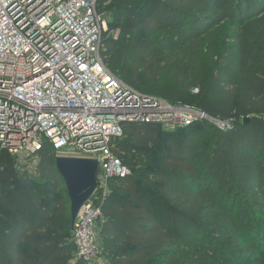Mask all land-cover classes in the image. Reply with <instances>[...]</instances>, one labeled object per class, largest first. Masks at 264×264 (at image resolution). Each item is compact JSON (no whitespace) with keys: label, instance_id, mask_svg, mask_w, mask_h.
<instances>
[{"label":"trees","instance_id":"1","mask_svg":"<svg viewBox=\"0 0 264 264\" xmlns=\"http://www.w3.org/2000/svg\"><path fill=\"white\" fill-rule=\"evenodd\" d=\"M98 8L109 16L102 58L117 77L232 120L223 130L124 123L113 151L131 174L111 180L103 252L111 264H264V0ZM39 154L37 182L0 153V264H82L56 151L47 142Z\"/></svg>","mask_w":264,"mask_h":264},{"label":"built area","instance_id":"2","mask_svg":"<svg viewBox=\"0 0 264 264\" xmlns=\"http://www.w3.org/2000/svg\"><path fill=\"white\" fill-rule=\"evenodd\" d=\"M99 2L0 0V153L26 169L22 158L37 164L48 142L57 157L100 162L99 185L73 230L82 264H107L99 241L103 205L112 178L131 174L113 151L124 123L170 130L195 122L232 126V120L140 92L117 77L102 58L107 21Z\"/></svg>","mask_w":264,"mask_h":264},{"label":"water","instance_id":"3","mask_svg":"<svg viewBox=\"0 0 264 264\" xmlns=\"http://www.w3.org/2000/svg\"><path fill=\"white\" fill-rule=\"evenodd\" d=\"M56 168L64 179L69 193L71 228L74 230L81 208L94 195L99 185L100 162L98 159L57 157Z\"/></svg>","mask_w":264,"mask_h":264},{"label":"rangeland","instance_id":"4","mask_svg":"<svg viewBox=\"0 0 264 264\" xmlns=\"http://www.w3.org/2000/svg\"><path fill=\"white\" fill-rule=\"evenodd\" d=\"M108 20H109V16H108V19H106V21H107V25H106V30L104 31V33L108 30V26H109V25H108ZM220 43H221V40H219V42H217V43L215 44V49L218 48V46H219ZM208 46H210V44H209ZM164 65H165V62H164V61L161 62V66H164ZM119 66L123 67V64L119 63ZM124 68H125V67H124ZM148 85H149L150 87H156V86H157V83H152V84H148ZM148 90H149V93H154V92H153V89H148ZM175 104L180 105V106H188V107L192 108L193 110H198V111H200L195 105H192V104L187 103V102H184V101H178V102L175 103ZM195 123H199V122H195ZM202 123H203V122H202ZM164 129L167 130L166 127H164ZM177 129H178V128H177ZM204 129H205V128H204ZM168 130H170V129H168ZM206 134H208V133L203 134V138H204V136H205ZM22 160L25 161V162H27V163H26V167H27L26 169H28V170H26L25 167H23V166L21 165V164H22V161L19 160L18 162L15 161L16 168L18 169V168H19L18 166L21 167V169H19V172H20V173H26V172H28L30 175H32V176L34 177V179H37V182H40V181H39V180H40V179H39V173H38V166H39V163H40V155H39L38 161H37V159H36L37 164L34 163V159H32L31 161H29V159H27L26 157H24V158H22ZM31 163H32V164H31ZM99 241H100V236H99ZM100 244H101V241H100ZM101 249H102V256H101V258H102L103 260H106V261H107V264H111L109 258H108V257L105 255V253L103 252L102 245H101ZM162 263L165 264V260H162ZM232 264H246V263L243 262V261H236V260H234V261L232 262Z\"/></svg>","mask_w":264,"mask_h":264}]
</instances>
